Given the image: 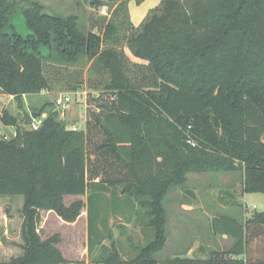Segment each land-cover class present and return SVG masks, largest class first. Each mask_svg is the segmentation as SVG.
Returning a JSON list of instances; mask_svg holds the SVG:
<instances>
[{"label": "trees", "instance_id": "16d2710c", "mask_svg": "<svg viewBox=\"0 0 264 264\" xmlns=\"http://www.w3.org/2000/svg\"><path fill=\"white\" fill-rule=\"evenodd\" d=\"M85 1L127 8L129 0ZM20 7L26 37L5 31ZM118 34L115 23L96 33L78 16L0 0V96L23 100L51 91L46 65L55 56L70 64L86 57L95 73L109 77L92 97L83 130L67 129L54 111L37 131L0 113V124L15 128L0 140V197L25 198L24 254L10 264H67L55 241L40 235L42 210L73 223L86 208L92 253L104 241L101 229L112 237L113 216L131 223L146 210L156 241L135 264H159L154 256L164 249L168 195L190 175L239 174L244 193L264 195V0H160L127 40L141 62L132 64L147 69L148 83L133 76L125 50L109 45ZM67 197L86 202L66 207ZM211 230L231 237L232 248L167 264H264L246 258L248 247L264 238V212L248 221L218 215ZM106 263L131 264L118 253Z\"/></svg>", "mask_w": 264, "mask_h": 264}, {"label": "rangeland", "instance_id": "374dc122", "mask_svg": "<svg viewBox=\"0 0 264 264\" xmlns=\"http://www.w3.org/2000/svg\"><path fill=\"white\" fill-rule=\"evenodd\" d=\"M24 1L39 3L48 13L57 16L66 18L78 16L86 31L103 33L109 23H115L119 27V34L115 41L109 42V45L117 50H125L131 59L129 69L133 71V76L135 75L137 81L148 83L146 78L149 72L142 66L140 68L132 64L141 62L133 57L127 44L133 30L140 27L153 10L136 24L135 5L142 6L143 2L138 4L136 0H129L127 8L119 5H104L97 8L85 0ZM149 3L144 4L138 11L146 9ZM5 31L16 32L22 37L30 34L23 8H17L12 14ZM56 57L58 56L46 65V75L51 82V91L27 96V98L25 96L23 100L0 98V110L10 113L17 118L18 124L24 127V112L38 113L37 109H44V114L41 116L44 119L47 114L54 111L57 113V119L67 123V129L83 130L90 103L94 97H98L104 91L109 77L95 73V70L91 68L92 63H89L86 57L71 64L67 61L59 62L60 60ZM65 98L69 99V104L59 106L57 103L61 100L65 101ZM1 130L11 136L15 128L4 126ZM190 192L192 195L189 194ZM243 193L239 174H192L185 185L172 189L165 204L167 223L164 249L154 256L157 262L167 264L172 260L186 258L206 260L211 253L230 250L234 241L229 237L214 235L211 222L215 216L222 214L240 219L245 218L246 213L251 215L264 211L262 195H248L247 209H239L232 205L234 201H241ZM229 195H233L234 200ZM77 201L86 202V198L67 197L63 203L69 207ZM24 204V197H0V260L2 263L10 264L24 254L22 249ZM147 214L148 212L144 210L131 223H128L126 217L122 215L113 216L108 223L109 229L112 230V237H107L108 231L101 229L105 238L93 253L89 250L90 235L86 208L73 223L63 221L53 211L42 210L39 230L45 242L55 241V247L67 264H108L106 261L113 253H118L123 262L135 264L143 250L156 241L157 232L150 226L151 218ZM248 251L249 256L255 254L264 256V238L250 245Z\"/></svg>", "mask_w": 264, "mask_h": 264}, {"label": "crops", "instance_id": "0c3cea01", "mask_svg": "<svg viewBox=\"0 0 264 264\" xmlns=\"http://www.w3.org/2000/svg\"><path fill=\"white\" fill-rule=\"evenodd\" d=\"M150 2V3H149ZM146 3H149V5H148V7H146V9H143V10H141V11H138L144 4H146ZM160 4V0H146V2L144 3H142V6L141 5H135V7L137 8V12H136V15H135V17H134V21H135V23L136 24H138V23H140L146 16H147V14L152 10V9H155L158 5ZM5 97H9L10 98V100H13L14 99V97H10V96H4V95H1L0 96V98H5ZM25 98V97H24ZM26 98H27V96H26ZM2 107V106H1ZM1 111H2V109L0 110V113H1ZM32 111V110H31ZM4 126L2 125V124H0V132H2V133H4V131H2L1 129L3 128ZM14 129V128H13ZM15 132V131H14ZM6 134V133H5ZM6 135H8V134H6ZM248 195H250V194H248V193H243V197L240 199L241 201H240V203L243 205V207L242 208H244V209H247V204H246V198H247V196ZM251 195H262V196H264L263 194H251ZM20 197H22V196H20ZM232 204V203H231ZM233 205V204H232ZM239 209H242V208H240V207H238ZM264 212V211H263ZM256 213V212H255ZM255 213H252L251 215H248L247 213H246V215H245V218H240V219H238V218H236L237 220H239V221H248V220H250V219H252V217L254 216V214ZM216 217V216H215ZM214 217V218H215ZM213 218V219H214ZM234 218V217H233ZM213 232V231H212ZM214 234V233H213ZM215 235V234H214ZM216 236H220V237H229V236H227V235H216ZM229 238H231V237H229ZM232 239V238H231ZM233 240V239H232ZM234 241V240H233ZM256 242L258 243V240H256ZM234 243H235V241H234ZM234 245V244H233ZM253 245V244H252ZM232 248V247H231ZM247 255H246V258H247V256L248 257H251V258H253V259H263L264 258V256H259V255H257V254H255V255H253V256H249V251L247 250V253H246Z\"/></svg>", "mask_w": 264, "mask_h": 264}, {"label": "built area", "instance_id": "2783aa9c", "mask_svg": "<svg viewBox=\"0 0 264 264\" xmlns=\"http://www.w3.org/2000/svg\"><path fill=\"white\" fill-rule=\"evenodd\" d=\"M69 102H70L69 99L65 98V101L61 100V101H59V104L60 105H65V104H67ZM42 123H43V119L42 118H38V119L32 121V124H31V126L29 128L31 130H33V131H37L40 128V126L42 125ZM75 130H77V129H75ZM7 139H9L8 135H6L5 133L0 132V140H7ZM190 144L192 146H195V144L191 143V141H190Z\"/></svg>", "mask_w": 264, "mask_h": 264}, {"label": "water", "instance_id": "95a60500", "mask_svg": "<svg viewBox=\"0 0 264 264\" xmlns=\"http://www.w3.org/2000/svg\"><path fill=\"white\" fill-rule=\"evenodd\" d=\"M40 117L39 113L31 112L30 114L24 112V119H25V127H30L33 120H36Z\"/></svg>", "mask_w": 264, "mask_h": 264}]
</instances>
